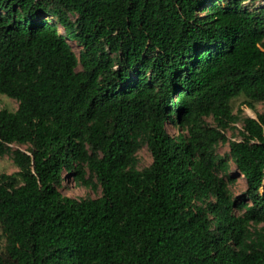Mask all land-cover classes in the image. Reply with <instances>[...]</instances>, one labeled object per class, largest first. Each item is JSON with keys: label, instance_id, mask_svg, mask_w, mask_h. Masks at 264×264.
Segmentation results:
<instances>
[{"label": "trees", "instance_id": "trees-1", "mask_svg": "<svg viewBox=\"0 0 264 264\" xmlns=\"http://www.w3.org/2000/svg\"><path fill=\"white\" fill-rule=\"evenodd\" d=\"M0 94V264H264V0H0Z\"/></svg>", "mask_w": 264, "mask_h": 264}, {"label": "rangeland", "instance_id": "rangeland-1", "mask_svg": "<svg viewBox=\"0 0 264 264\" xmlns=\"http://www.w3.org/2000/svg\"><path fill=\"white\" fill-rule=\"evenodd\" d=\"M259 3V1L257 2ZM73 50L78 54L79 47L75 42H72ZM246 98L243 95H240L232 100L231 105L233 109V113L239 116V118L244 117H255V112L262 111V103H254L255 110L249 108V106L245 103ZM18 103L15 99L9 98L5 95L0 94V109H7L10 111H15L17 109ZM207 122L213 125L210 119ZM242 123L241 121L232 125L231 128L224 131L225 136L228 139V142L223 144L220 143L217 147V152L220 155L226 154L229 151V144L231 141H237L241 139ZM14 148L25 149V146H14ZM138 160L139 167L148 166L152 159L150 153L146 147H142V149L138 152ZM17 171V168L14 166L9 155H5L0 158V173L11 174ZM234 174V173H233ZM88 177V175H87ZM241 177V176H240ZM95 182V180H93ZM246 189L245 183L242 179L238 180L234 186H232V191L236 194H241ZM63 195L72 197V198H84L91 197L95 198L101 195V189L98 187L96 189L87 188L85 186L77 185L72 178H65L62 183V187L59 189Z\"/></svg>", "mask_w": 264, "mask_h": 264}]
</instances>
